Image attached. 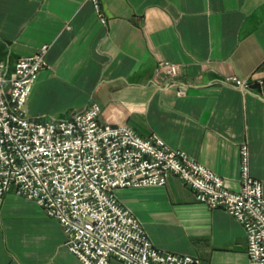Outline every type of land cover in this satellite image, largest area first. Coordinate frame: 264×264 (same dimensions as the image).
I'll use <instances>...</instances> for the list:
<instances>
[{
  "label": "crops",
  "instance_id": "1",
  "mask_svg": "<svg viewBox=\"0 0 264 264\" xmlns=\"http://www.w3.org/2000/svg\"><path fill=\"white\" fill-rule=\"evenodd\" d=\"M101 8L105 23L88 0H0L6 76L48 46L27 116L65 120L96 102L100 121L157 134L231 190L247 144L250 173L264 182V0H101ZM160 60L178 63V74L156 73ZM116 193L155 247L195 264H250L243 226L198 202L179 177ZM64 241L36 202L11 191L0 198V264H82Z\"/></svg>",
  "mask_w": 264,
  "mask_h": 264
},
{
  "label": "built area",
  "instance_id": "2",
  "mask_svg": "<svg viewBox=\"0 0 264 264\" xmlns=\"http://www.w3.org/2000/svg\"><path fill=\"white\" fill-rule=\"evenodd\" d=\"M88 1L105 23L101 0ZM47 50L43 45L20 57L8 76L0 61V198L11 191L36 202L59 222L65 246L82 264H195L191 255L155 247L116 193L164 185L175 175L198 202L233 216L245 230L250 264H264V182L250 173L247 144L240 150V188L231 190L220 175L157 134L143 137L126 124L100 121L96 102L65 120H32L24 106L47 66ZM178 71L176 62H157L156 73L164 77Z\"/></svg>",
  "mask_w": 264,
  "mask_h": 264
}]
</instances>
